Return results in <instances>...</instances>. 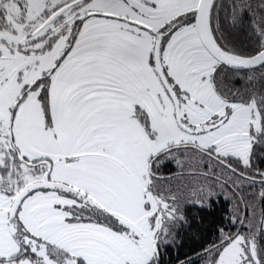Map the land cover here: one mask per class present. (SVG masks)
<instances>
[{"label": "snow or ice", "instance_id": "snow-or-ice-1", "mask_svg": "<svg viewBox=\"0 0 264 264\" xmlns=\"http://www.w3.org/2000/svg\"><path fill=\"white\" fill-rule=\"evenodd\" d=\"M257 150L264 0H0V264H160L188 222L169 161L235 201L200 264H264Z\"/></svg>", "mask_w": 264, "mask_h": 264}, {"label": "trees", "instance_id": "trees-1", "mask_svg": "<svg viewBox=\"0 0 264 264\" xmlns=\"http://www.w3.org/2000/svg\"><path fill=\"white\" fill-rule=\"evenodd\" d=\"M255 2L259 3V0H255ZM236 39L242 47L250 43L244 34H240ZM224 84L233 91L244 87L243 80L231 74L224 80ZM253 163L257 167H264V153L255 151ZM175 171L177 168L171 163L162 165L161 173L165 179L169 178L168 174L174 175ZM196 174H200L199 171ZM219 178L225 180L221 179L222 183L227 182V176ZM202 179L204 181V178ZM228 188L231 190L229 184ZM256 192L259 193V185H256ZM257 203V210H259V202ZM234 207L235 201L231 196L226 197L220 190L214 192L210 205L205 204L201 207L193 202H185L181 210L188 222L177 229L174 240L161 246L160 264H177V261L181 259L197 258L194 254L198 253L202 247L207 246L216 235L215 229L218 226L228 223L225 217L229 216ZM192 264H198V262L195 261Z\"/></svg>", "mask_w": 264, "mask_h": 264}, {"label": "rangeland", "instance_id": "rangeland-1", "mask_svg": "<svg viewBox=\"0 0 264 264\" xmlns=\"http://www.w3.org/2000/svg\"><path fill=\"white\" fill-rule=\"evenodd\" d=\"M168 176H169V174H168ZM174 176H175V179L173 180L174 184L178 183L181 185H188L189 186L188 190L185 193V202H193L194 203L195 196L190 195V193H191V190L193 188H199L200 184H206V185L207 184H213V192H215V193L217 190H221L220 185L223 184L221 182L222 178L221 179L219 178V180L217 181V177H215V176L205 178L201 174L189 175L187 172L184 173L183 175L178 174V175H174ZM225 176H227V175H225ZM202 178H204V181Z\"/></svg>", "mask_w": 264, "mask_h": 264}, {"label": "flooded vegetation", "instance_id": "flooded-vegetation-1", "mask_svg": "<svg viewBox=\"0 0 264 264\" xmlns=\"http://www.w3.org/2000/svg\"><path fill=\"white\" fill-rule=\"evenodd\" d=\"M166 163H171V164L175 165L174 162H170V161L169 162H165L163 165H165ZM176 168H177V171H175L174 175L180 174L179 168L177 166H176ZM222 180L225 181L224 179H222ZM228 184H229V186H231V190L230 191H236L238 193V195L236 196L237 200L240 199L241 197H243L245 200H248L250 197L253 196V193H255V195L257 197L259 195V193L256 192V186H255V188H253V187H251L248 184H242L238 188H235L230 182H228ZM222 193L225 194L224 191H222ZM241 211H243V205H241ZM191 260H192V263L197 261L198 264H200V260L198 258H191Z\"/></svg>", "mask_w": 264, "mask_h": 264}]
</instances>
